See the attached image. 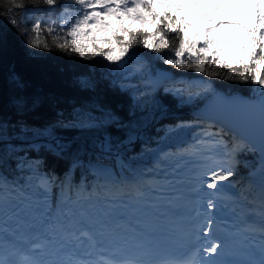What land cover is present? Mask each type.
<instances>
[{
  "label": "snow or ice",
  "instance_id": "obj_1",
  "mask_svg": "<svg viewBox=\"0 0 264 264\" xmlns=\"http://www.w3.org/2000/svg\"><path fill=\"white\" fill-rule=\"evenodd\" d=\"M253 6L258 9L255 15L248 11ZM236 8L247 12L244 19L255 20L256 27L246 28L220 18L241 15ZM3 13L30 48L60 51L87 60L100 58L108 62L110 73L138 77L145 95L170 78L166 70L150 65L146 53L156 54L173 69L208 76L221 73L206 72L205 65L214 63L228 69L237 79L259 86L261 91L258 106L262 155L258 181L255 173L250 174L239 189L232 183L238 174L237 156L255 149L242 138L227 135L223 127L215 132L205 129L198 143L161 157L157 168L161 163L171 164L175 177L181 168L192 165L200 177L194 191L202 192L205 187L211 190L204 192L203 211L196 212V217L202 219L196 225L199 231L193 240L194 249L185 258L158 254L148 237L132 236L116 242L108 239L111 233L106 229H97L101 217L127 208L128 200L156 206L149 197L161 189L156 182L145 181L142 173L117 179L110 169L94 167L103 183L91 190L77 187L74 193L71 182L57 186L46 175H34L35 182L27 185L9 184L0 177V264H264V31H260L264 29V0H0ZM210 17L213 19L209 21ZM201 20L211 26L206 32L194 31V22ZM224 25L246 33L243 39L253 45V50L246 53L248 60L242 61V70L233 69L229 58L219 56L230 45L211 39ZM189 30L194 34L190 35ZM257 31L259 37L252 39ZM78 86L82 91L97 93L102 84L86 77L79 80ZM164 91L179 96L185 89ZM231 118L242 121L244 116ZM110 119L101 103L91 102V106L82 104L74 109L71 117L62 116L56 124L85 136L101 133L95 147L102 155L117 149L118 157L121 145L113 142L111 133L104 135ZM4 131L0 121V135ZM38 134L52 136L53 132L45 129ZM56 144L61 153L72 148L59 140ZM75 151L86 152L87 147L77 145ZM118 163L126 167L119 159ZM177 183L185 180L181 178ZM173 190L177 194L168 204L175 207L174 201L182 199L183 193L175 187ZM100 203L105 206L102 210L97 207ZM225 211L234 217L231 230L223 229L218 219L217 214Z\"/></svg>",
  "mask_w": 264,
  "mask_h": 264
},
{
  "label": "trees",
  "instance_id": "obj_2",
  "mask_svg": "<svg viewBox=\"0 0 264 264\" xmlns=\"http://www.w3.org/2000/svg\"><path fill=\"white\" fill-rule=\"evenodd\" d=\"M6 15L0 14V121L5 125V131L0 135V177L9 184L27 185L35 182L34 175H46L57 186L61 183L67 186L71 182L73 193L77 187L91 190L103 183L101 176L93 171L94 167H106L117 179L124 178L118 171L117 156L112 153L102 155L95 147L101 133L89 132L85 136L56 124L62 116L71 117L74 109L78 110L82 104L91 106V102H99L110 113L112 119L105 124L104 135L111 133L113 142L121 145L118 156L126 165L122 168L124 173L130 178L142 173L147 181L146 178L160 171L155 156L160 150L173 152L188 146L187 142L180 146L173 143L184 132L198 136L197 131L221 128L214 121L193 113L216 91L261 97L259 86L240 81L222 66L205 65L206 72L221 73L208 76L194 70L173 69L164 65L154 53L145 54L150 65L171 72L173 77L158 90L145 95L143 82L138 77L110 73L108 62L100 58L87 60L60 51L30 48L25 37L6 22ZM138 51L144 52L143 49ZM247 60L246 55L228 62L239 71L242 61ZM225 72L228 75H224ZM86 77L101 82L102 87L97 93L79 88V80ZM112 81H115L114 85ZM165 88H183L185 91L178 96L165 92ZM205 88L207 92L203 91ZM193 121L202 124L201 127H191ZM45 129L53 135L38 134ZM56 140L71 144L72 148L61 153ZM77 145L87 147V151L77 154ZM113 151L117 152V149ZM237 159V170L243 176L240 184L246 182L250 174L255 173L258 177L261 155L257 150L243 151Z\"/></svg>",
  "mask_w": 264,
  "mask_h": 264
},
{
  "label": "rangeland",
  "instance_id": "obj_3",
  "mask_svg": "<svg viewBox=\"0 0 264 264\" xmlns=\"http://www.w3.org/2000/svg\"><path fill=\"white\" fill-rule=\"evenodd\" d=\"M238 12H241V15H238L237 17L233 18V17H220L221 19H226V20H232L233 23H240L243 24L244 27L246 28H254L256 27L255 24V20L253 21H248L244 19V15H247V12H243L241 9L236 8L235 9ZM249 12H251L253 15H255V13L258 11V9L253 6L251 7L249 10ZM213 19V17L209 18V21ZM210 23L206 22V21H195L194 22V31H201V32H206V28L210 27ZM193 30H189V34L192 35L194 34ZM260 31H264V29H260ZM260 31H257L255 33L254 37H257L260 35ZM246 35V33H243L241 31H239L238 29L234 28V27H230L228 25H224L222 26L220 29H218V34H213L211 36V39H219L222 43H227L230 45V47H228L227 49L224 50V52L220 53L219 56L221 57H227L230 59H233V61H236L238 57H244L246 56L247 52L252 51V47L253 45L251 43H249L248 40L243 39V37ZM254 37H252V39H255ZM202 124H200L197 121H193L190 126L194 127H201ZM201 129V128H200ZM199 129V130H200ZM199 131H197L198 133ZM187 133H189V131L184 132L182 135H186ZM235 134V133H232ZM181 137V136H180ZM241 137V136H240ZM187 140V137L182 138L181 141L177 142L179 143H183L184 141ZM196 140H200V136L196 137ZM244 140V139H243ZM245 141V140H244ZM247 142V141H246ZM198 143V142H196ZM195 142H191L190 145H194L196 144ZM248 143V142H247ZM167 153V149H163L160 150L158 152V156L157 158H159V155H163ZM162 156V157H163ZM161 157L157 160V163L160 162ZM261 164V162H260ZM168 166L165 165V163H161L160 164V168L159 170L164 171V175L167 176L166 179H169V181H172L171 178H175L172 170L169 171L167 170ZM187 169L185 172L188 171H192L195 170L197 168L191 166V165H186ZM260 168V165H259ZM237 176L235 177V179H232V183L235 184V186L237 184H240L239 182V171L237 170ZM179 175V173L177 174ZM176 176V175H175ZM182 177L179 176V179H181ZM147 181H155V178L149 177L148 179L146 178ZM159 187V186H157ZM174 183L172 181V184H169L168 187V194L162 193L161 190L156 191V195L154 196H150L149 201L150 202H155L156 206L152 207L149 206V203H139L137 204L135 201L132 200H128L127 201V208L120 210L119 212L113 213L111 216H107V217H101V223L97 224L96 227L97 229L100 230H107L109 231H115V232H121V235H123V237L127 238L128 236H132L134 235L136 232H132L131 231V224L128 223L129 220H133L136 221L139 225H141L144 229L146 227L150 228V227H155L158 228L159 224L158 223H153V221L155 220H160L158 217H156V215L161 214V215H172L169 212L168 208V201L169 199L173 200V198L176 195L170 194V192H175L173 190ZM176 188V187H175ZM237 189V187H236ZM209 192L211 191L210 189H208ZM76 190H74L75 192ZM162 198V199H160ZM95 203V200L93 201ZM98 208H100L101 210L105 207L103 205V203H100L97 205ZM112 218H117L118 221H113ZM147 232V228L142 232V235L144 234L146 236ZM109 239V236H108Z\"/></svg>",
  "mask_w": 264,
  "mask_h": 264
},
{
  "label": "water",
  "instance_id": "obj_4",
  "mask_svg": "<svg viewBox=\"0 0 264 264\" xmlns=\"http://www.w3.org/2000/svg\"><path fill=\"white\" fill-rule=\"evenodd\" d=\"M170 78L159 84L155 90L170 81L173 74L169 71ZM259 99L251 98L244 94H227L223 90H218L208 100H206L199 108L195 109L193 113L202 115L203 117L213 120L228 132L231 128L232 132L237 134L240 138L248 142L250 147H254L260 155L262 148L261 138V115L258 106ZM243 114L242 121H236L231 117Z\"/></svg>",
  "mask_w": 264,
  "mask_h": 264
},
{
  "label": "bare ground",
  "instance_id": "obj_5",
  "mask_svg": "<svg viewBox=\"0 0 264 264\" xmlns=\"http://www.w3.org/2000/svg\"><path fill=\"white\" fill-rule=\"evenodd\" d=\"M209 131H211V130H209ZM212 132H215V130L212 131ZM165 165H166V163H165ZM168 165H170V164H167V166H168ZM168 168L171 169V165L168 166ZM180 192H182V193H188V192H186V191H184V190H180ZM160 199H162V198H160ZM169 200H171V199H169ZM175 202H176V201H174V203H175ZM112 220H113V221H118L117 218H112ZM161 221H162V223H160V225L165 224L164 222H168V221H163V220H161ZM158 230H160V229H158ZM190 243H193V242H190ZM192 249H194V248H192Z\"/></svg>",
  "mask_w": 264,
  "mask_h": 264
}]
</instances>
